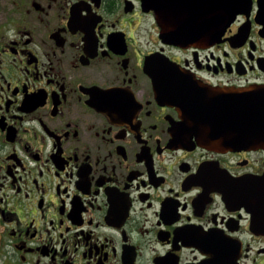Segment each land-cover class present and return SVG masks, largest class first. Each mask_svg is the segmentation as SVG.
<instances>
[{
    "label": "flooded vegetation",
    "instance_id": "1",
    "mask_svg": "<svg viewBox=\"0 0 264 264\" xmlns=\"http://www.w3.org/2000/svg\"><path fill=\"white\" fill-rule=\"evenodd\" d=\"M235 1L178 45L211 0H2L0 264H264V147L197 143L160 94L264 84V0Z\"/></svg>",
    "mask_w": 264,
    "mask_h": 264
},
{
    "label": "water",
    "instance_id": "2",
    "mask_svg": "<svg viewBox=\"0 0 264 264\" xmlns=\"http://www.w3.org/2000/svg\"><path fill=\"white\" fill-rule=\"evenodd\" d=\"M217 8L222 9L221 17L213 20L212 15L217 13ZM239 9L240 6L235 0H221L217 5L211 0L208 35H182L173 29H165L161 35L162 39L178 45L212 43L234 21ZM160 62L164 64L169 60ZM164 70L170 71L168 68H162L160 72L163 73ZM160 80L162 89H170L174 85L189 88L176 93L160 92L166 97L186 98L177 97L175 103L183 106L187 112L186 121L181 126L192 130L188 133V138H196L197 143L217 149L255 145L264 147V84L222 88L199 81H190L186 85L185 79L181 82L173 77L166 80L161 76ZM247 191L246 201L255 207L258 216L264 218V174L252 182V187ZM261 230L264 231V222Z\"/></svg>",
    "mask_w": 264,
    "mask_h": 264
},
{
    "label": "rangeland",
    "instance_id": "3",
    "mask_svg": "<svg viewBox=\"0 0 264 264\" xmlns=\"http://www.w3.org/2000/svg\"><path fill=\"white\" fill-rule=\"evenodd\" d=\"M1 8H2V0H0V10H1Z\"/></svg>",
    "mask_w": 264,
    "mask_h": 264
}]
</instances>
